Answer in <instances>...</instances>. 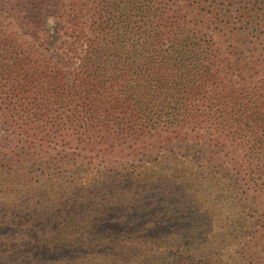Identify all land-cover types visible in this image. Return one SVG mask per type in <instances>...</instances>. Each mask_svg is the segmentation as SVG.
<instances>
[{"label": "trees", "instance_id": "trees-1", "mask_svg": "<svg viewBox=\"0 0 264 264\" xmlns=\"http://www.w3.org/2000/svg\"><path fill=\"white\" fill-rule=\"evenodd\" d=\"M3 126L0 264H264V0H0Z\"/></svg>", "mask_w": 264, "mask_h": 264}, {"label": "rangeland", "instance_id": "rangeland-1", "mask_svg": "<svg viewBox=\"0 0 264 264\" xmlns=\"http://www.w3.org/2000/svg\"><path fill=\"white\" fill-rule=\"evenodd\" d=\"M61 25H62V23H57V22L52 23V25H51V27H52L51 37H50L49 42L46 45L48 47V50H42V51H44L48 57L53 58L54 61L57 62L58 64H60L64 69L71 71L80 64V59H79V56H77L76 54L72 55V53L67 52L66 48L61 47L62 42L66 39V36L60 31ZM5 129L6 128L4 126L0 129L1 134L5 133V131H6ZM28 146H29L28 152L31 153V156L38 155V154H44V151L42 148L35 147L34 144H29ZM162 157H163V158H161L162 160H164L165 158H166L165 159L166 161L169 160L167 153ZM6 164H8V163L6 162ZM166 165H164V166H166ZM26 167L27 166L20 167V169H19V168H16L14 166H11V165H9V166L0 165V171H6V170L11 169V173L15 175V176H10V179L12 180L11 184L14 187L25 186L24 183L26 181L28 182V180L32 181L31 186H37L40 183V181H39V183H35L36 180L38 179L37 175H40L41 171L46 169V167L41 165L40 161L36 162V164L34 166H30L27 168ZM168 168L179 169V167L176 165V163L172 166H168ZM20 170L22 173L27 174V175L29 173H31L32 177L28 178V180L26 179V181H25V179L18 178V175L15 174V172L16 171L19 172ZM32 170L34 172H31ZM145 181H147V180H145ZM28 189H29V187H28ZM44 195L45 194L42 191L37 195V197L34 196L31 198V200L27 199V203L29 204V206L31 203H34V204L31 208L27 204L26 210L31 209L33 211H40V209H41L44 211L45 206H46V204H45L46 200H45Z\"/></svg>", "mask_w": 264, "mask_h": 264}]
</instances>
